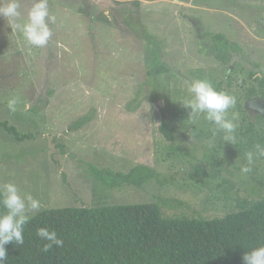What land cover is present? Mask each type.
Returning <instances> with one entry per match:
<instances>
[{"label": "rangeland", "instance_id": "obj_1", "mask_svg": "<svg viewBox=\"0 0 264 264\" xmlns=\"http://www.w3.org/2000/svg\"><path fill=\"white\" fill-rule=\"evenodd\" d=\"M169 1L48 0L55 19L42 48L0 16V121L38 134L19 141L0 126L1 185L16 183L41 201V211L160 203L167 215L214 218L264 200V157L241 172L246 153L264 145V117L247 111L249 98L238 95L244 80L248 89L264 79V0ZM178 1L188 6L173 5ZM31 3L21 0V23ZM199 31L228 38L226 62L210 54L221 44ZM230 73V95L262 130L258 140L244 137L247 146L240 149L224 141V133L197 131L209 122L182 104L192 80L224 81L218 88L226 92ZM12 97L14 112L7 107ZM177 107L187 112L184 118ZM235 107L229 114L244 117ZM164 117L173 141L160 130ZM177 151L182 157L175 159ZM194 153L229 162L222 173L213 163L204 167L213 177L197 182L189 175ZM139 164L157 173L142 187L107 188L93 169L128 173Z\"/></svg>", "mask_w": 264, "mask_h": 264}, {"label": "trees", "instance_id": "obj_2", "mask_svg": "<svg viewBox=\"0 0 264 264\" xmlns=\"http://www.w3.org/2000/svg\"><path fill=\"white\" fill-rule=\"evenodd\" d=\"M199 34L200 37L203 34L210 36L212 40L221 44L220 48H216L217 54H213V51L210 54L216 56L222 64L226 62L228 59L226 49L230 45L228 38L207 31L205 33L199 31ZM203 50L200 49V52ZM254 74L251 71L249 75L253 77ZM229 76L231 77L226 76L225 87L228 94L232 92L234 82L233 75L230 73ZM211 81L217 90L225 83L220 81L216 84L215 79ZM246 83L245 80L242 83L243 87L238 94L240 97L247 95L246 99L257 96L264 98V93L261 92L264 90V79H260L258 85L248 89L244 88ZM239 101L240 98L237 100L235 111L240 110L245 116L239 117L236 121L237 140L232 145L238 149L247 146L248 140L244 137L256 136L258 140V133L262 131L258 130L255 122L248 120L250 118L248 110L246 111ZM176 109L182 118L187 115L185 110L178 107ZM80 124L81 122L77 125ZM200 124H204L203 120ZM0 126L19 141L38 136L34 133H22L7 121H0ZM212 126L213 124L209 122L207 130L198 126L197 131L209 137L214 134ZM160 130L166 139L175 140L176 136L166 117L162 120ZM213 149L215 152L216 148ZM176 155L175 159L182 157L179 151ZM191 156L194 159L191 160L193 166L189 175L192 180L199 177L200 180H196L197 182L213 177L203 169L204 167L213 163L222 173L225 163L229 162L226 159L215 158V153H212L213 162L207 153L203 154L201 159L195 158L196 153ZM228 159L232 160L231 157ZM93 169L97 179L107 188H121L124 185L142 187L157 174L147 164H139L128 173L115 172L111 169ZM196 181L193 183L197 184ZM246 204L247 201L244 205L240 203V206L246 207L244 209L214 218L202 215H167L160 203L47 208L25 225L23 245L10 242L5 246L7 249L5 264H245L243 260L245 252L264 244V200L251 202L245 206ZM2 211L0 208V212ZM40 227L55 230L58 237L63 240V245L53 246L47 253L42 252L41 248L46 241L36 235Z\"/></svg>", "mask_w": 264, "mask_h": 264}, {"label": "clouds", "instance_id": "obj_3", "mask_svg": "<svg viewBox=\"0 0 264 264\" xmlns=\"http://www.w3.org/2000/svg\"><path fill=\"white\" fill-rule=\"evenodd\" d=\"M0 16L7 19L11 29L20 32L25 41L36 48L46 47L52 37L49 24L54 21L50 15L48 0H32L27 10L26 22L21 23L23 13L21 0H0ZM189 97L182 104L191 109V114H203L204 119L215 126L214 132L224 133V141L235 144L238 127V115L230 109L236 105V98L224 91L217 90L211 81L203 78L192 80L187 85ZM17 99L12 97L7 102L10 111H16ZM254 151L246 153L247 164L241 172L247 174L257 158L264 157V145L257 143ZM0 264H5L7 257L6 245L14 242L23 245L24 230L34 215L41 211V201L29 192H22L14 182L0 185ZM36 235L46 243L41 251L47 253L53 246L61 247L63 240L55 230L40 227ZM245 264H264V244L251 248L243 255Z\"/></svg>", "mask_w": 264, "mask_h": 264}, {"label": "water", "instance_id": "obj_4", "mask_svg": "<svg viewBox=\"0 0 264 264\" xmlns=\"http://www.w3.org/2000/svg\"><path fill=\"white\" fill-rule=\"evenodd\" d=\"M245 104L250 113L256 112L264 117V98L262 96L249 98Z\"/></svg>", "mask_w": 264, "mask_h": 264}, {"label": "crops", "instance_id": "obj_5", "mask_svg": "<svg viewBox=\"0 0 264 264\" xmlns=\"http://www.w3.org/2000/svg\"><path fill=\"white\" fill-rule=\"evenodd\" d=\"M136 1H141V2H150V3H154V2H157V1H166V0H151V1H146V0H136ZM168 2H173V1H169L167 0ZM173 5H181V6H188L187 3H185V1H178V2H174ZM200 47V46H199Z\"/></svg>", "mask_w": 264, "mask_h": 264}, {"label": "flooded vegetation", "instance_id": "obj_6", "mask_svg": "<svg viewBox=\"0 0 264 264\" xmlns=\"http://www.w3.org/2000/svg\"><path fill=\"white\" fill-rule=\"evenodd\" d=\"M253 113V112H252Z\"/></svg>", "mask_w": 264, "mask_h": 264}]
</instances>
